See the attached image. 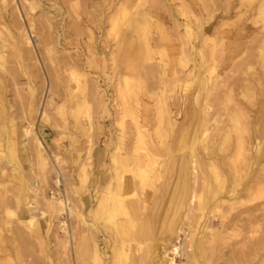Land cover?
Segmentation results:
<instances>
[{
	"label": "rangeland",
	"instance_id": "obj_1",
	"mask_svg": "<svg viewBox=\"0 0 264 264\" xmlns=\"http://www.w3.org/2000/svg\"><path fill=\"white\" fill-rule=\"evenodd\" d=\"M261 1L0 0V50L4 55L0 74L10 91L5 99L12 106L7 120L15 127L16 154L11 164L0 162V264H77L75 243L81 231L77 214L82 197L72 193L79 184L85 195L90 194L84 197L89 198L88 203L82 200L89 226L93 224L90 211L97 208L95 201L103 200L96 225L102 228L98 240L104 252L105 240L101 244L100 237L105 238V229L109 232L113 223L111 214L107 220L103 218L111 209L106 195L116 191L122 175L133 184L131 192L127 191L132 201H145L149 210L161 202L166 209L172 205L177 165L184 161L188 194L204 195L209 202L202 169L210 175V152L221 158L216 147L220 133L230 128L231 113L239 109L248 134L257 117L264 115V90L259 85L264 69L257 57L264 42V16L257 9ZM22 34L31 37L29 47L19 43ZM21 46L25 51H19ZM91 64L99 68L89 69ZM103 112L108 116H102ZM6 122L0 119L2 154H8L6 129L2 131ZM43 128L52 133L50 139L42 138ZM253 141L247 142L252 156ZM104 142L108 143L105 150ZM121 144L132 145L134 156L145 163L142 173L122 172L118 164L122 159H117L124 156ZM98 148L105 156L96 169ZM41 157L46 159L44 165ZM167 163H173L172 174L161 167ZM99 176L104 182L95 188L93 182ZM55 181L62 199H69L73 214L42 216ZM243 188L239 192L248 205L254 196L241 192ZM227 195L221 193L215 199ZM7 200L16 215L9 225L4 222ZM256 202L264 199L252 203ZM187 205L175 213L174 221L171 215L162 226L157 222L153 227L148 220L143 225L151 230L145 247L153 250L158 242L162 244L156 251L159 259L203 263L195 247L202 237L208 239L203 247L211 264H264V253L256 251L254 243L257 236L264 237V208L255 213L260 216L255 223L245 207L230 210L227 204L218 203L205 225L202 220L197 229L193 227L197 202ZM209 205L206 214L212 209ZM243 210L244 215L236 216ZM22 213L34 219L31 230L21 220ZM232 216L235 219L228 225ZM62 222H66V233ZM255 228L260 229L259 235L252 233ZM209 240L216 243L214 251ZM174 248H178L177 256ZM214 252L224 254L223 260ZM106 258L108 264L110 257ZM134 259L140 261L138 256ZM144 261L157 263L154 257Z\"/></svg>",
	"mask_w": 264,
	"mask_h": 264
},
{
	"label": "bare ground",
	"instance_id": "obj_2",
	"mask_svg": "<svg viewBox=\"0 0 264 264\" xmlns=\"http://www.w3.org/2000/svg\"><path fill=\"white\" fill-rule=\"evenodd\" d=\"M257 9H258L259 14L264 16V0H262L260 3H258ZM144 18H145V16H144ZM11 24L12 23H10V25ZM2 26H3V24H2ZM14 26L16 27V25H14ZM5 29L7 30V28H5ZM19 37H21V41H19V43L22 46H24V48L29 47L32 44V40H31L30 36L25 37V35L22 34ZM22 46L18 47L19 51L20 50L25 51ZM2 51L0 50V72L1 73H3V69H4V62L2 61V58L4 57V55H3ZM257 57H258V60L261 64L260 66H262V69H264V42H262L259 46ZM2 77L3 76L0 74V119L7 121L5 123L6 127L4 126L2 128V131L6 129V133H4V134L7 138L6 142L8 145L7 146L8 147L7 148L8 154H2V152H3L1 149V147H2V139L1 138L2 137H1V133H0V162L3 161L6 165H8V164H11L12 161H14L16 158V154L14 151V143H13V134H14V128L15 127H14L11 119L9 121L7 120L11 114L12 106H10V103L8 104V101L5 99L6 94L10 91L5 89ZM259 80L261 81L259 83V85L262 88V90H264V74H261L259 76ZM241 98L243 100H248V96L243 95V94L241 95ZM42 109H43V107H40V114L44 115V112L42 111ZM34 112H35L34 110H31L30 113L34 114ZM241 115H242V113L239 112V109L233 111L230 115V118H229L230 128H228V126H227V129H223V131L220 133L221 139L217 144L216 152H217V155L220 154L221 158L223 155V159H221V158L218 159V157L211 156L212 152H210L209 153V162H207V170L209 171L210 175L207 176L205 174L206 173L205 170L202 169V173L204 175V185H205L204 187L206 190L205 194L210 198L209 202L205 199L204 195L203 196L200 195V196L196 197L195 195L190 194L188 199H186L185 198L186 197L185 188L179 187V189H178V187H177L181 196L176 200L175 210L177 211L179 208L182 209L183 207L181 205H185L186 203H189V205H187V207H188L191 205V203L194 200H196V202H197V214L194 215L193 227H197V229L202 226V225H199L200 221L204 220L202 222H204V225H205V223L209 220V215H213V211H215L214 208L218 207V203L227 204V206L229 207L230 210L236 209L237 206L239 209H241L242 207H245L246 208L245 211H248L251 214H253L254 222L256 223L259 221L260 216H257L255 213H257L258 210H260V207L264 208V202H262V203L256 202L255 204L252 202H254V200L264 199V115H259V117H257L256 121L254 122L255 124L253 125L254 130H253V132H250L249 134H248V128H246L244 125H242L243 123L241 120H243V119H241ZM242 117H243V115H242ZM8 124H10V125L8 126ZM245 125H246V123H245ZM140 136L141 135H139V137ZM206 136H207V134L204 133L203 134V140L206 139ZM136 137H138V136H136ZM181 141L184 142V139ZM251 141L254 142V145H253V150H254L253 155L254 156H252L251 150H248V148H247L249 142H251ZM138 142H142V139H140ZM247 142H248V144H247ZM3 146H5V145H3ZM38 146H39V151L42 152L40 149V146H42L40 141L38 143ZM122 146L123 145L121 144L120 148H122ZM118 151H119V149H118ZM149 155H150V153H149ZM129 156L131 157V160L129 159L131 162V166H130L131 168L130 169L125 168V164H124L123 160L122 161L118 160V164L121 165V168H123L122 172L123 171L125 173L130 172V173H132V175L137 176L138 173L143 172L142 167L140 166L141 159L139 156L135 157L134 154L132 153V150L129 153ZM194 157L195 156H193V158ZM193 158H192V162L198 164L199 162L196 159L193 160ZM40 159H41V164L44 165L46 162V159L44 157H41ZM169 164L171 165V163H169ZM184 164H185V162L182 161L177 165V168H176L177 178L186 175V171H185L186 169L184 168ZM173 170L174 169H171L172 173H173ZM121 177H122L121 182L116 184V191L114 192L113 190H110V192H108V194L106 195L109 202L111 203V204H109V207H111V209H107L108 211H107L105 217L103 216V218H105V219H106V217L109 218V214H111V220L113 222L112 228L109 229L110 230L109 232L105 229L104 240H105V244H106V251L110 252V256H109L110 261L108 260L109 261L108 264H133V262L136 264H145L144 260L146 258H150V257H154V261H155V259L157 260L156 264H176L174 257L168 259V258H165V256H164V257H161L159 259L160 255L158 253H156V251H157V248H160V246H162L161 243L158 242L157 246L154 247L153 250L149 247L148 248L145 247L144 244H147L146 242L148 241V238L151 235V230L149 227L143 226V225L149 219L146 217H145L146 219L142 218L138 214L136 207H134V205H133L134 203H132L133 202L132 199H130V197H129V196H131V194H128V192H127V191L131 192L132 188H134L133 184L129 180V178H126L125 175L124 176L122 175ZM195 178L196 177H194L193 179H195ZM55 182H56L55 183L56 187L59 190V188H58L59 185H57L58 181H55ZM250 182H254L255 184L249 186L248 184ZM99 183H101V182H99ZM195 184H196V182H195ZM193 186L195 188H197L195 185H193ZM240 186H242V188H243V186H245V188L241 189V192H245L246 195H253L254 196V197L250 196V200L247 201L251 205H249V204L246 205L247 203H244L245 200H243V197L241 198V193L239 192ZM213 190L215 191L216 194H213ZM31 192L36 193V190L32 189ZM192 192L193 191L191 189L190 193H192ZM221 193H225V194L227 193L228 195L223 196L221 198V200H218L219 198L215 199L216 195H219ZM135 194H134V196H135ZM251 197H252V199H251ZM184 199H186V202H183ZM68 201H69L68 198H67V200L66 199L64 200V199H62V196H60L59 198L52 197L51 201L49 203H46L45 211H42V216L45 215V213L46 214H49V213L52 214L54 212L57 213V215H59V214H62V215L63 214H69V215L73 214L74 212L72 211V208L70 207ZM211 201H212V204L210 203ZM206 204L207 205L210 204L209 206L210 207L212 206L211 208L213 209V210L212 209L210 210L211 212L209 211V214H206V212H205V209L208 208L206 206ZM78 207H79V209H78L77 217L79 216L78 222H79V226H81V229L79 228L81 231L79 232L77 241L75 243V247H76L75 259L77 261V264H106L107 262L105 261V258H104L106 251L105 252L101 251L100 246H99L100 245L99 240H98V234L101 233V230L99 228H101V227H98L96 225V223H98L100 220V214L102 213L101 210L104 208L103 207V200L100 201L99 203H97L96 209H93L92 211H90L89 217L93 220V222L91 221L93 224H91L90 226L87 224L85 216H84L85 202H83L81 199H79ZM99 207L101 208V210L99 209ZM243 212H244V210L240 213H236V216L237 215L238 216L244 215L245 212L244 213ZM172 213H173L172 214L173 216H172L171 220L174 221V218H175L174 213L175 212H172ZM207 213H208V211H207ZM15 216H16L15 212L11 209V206H10V200L9 201L7 200V204H6L5 211H4V219H5L4 222H6L7 224L10 223L13 219H15ZM233 216L231 217V219H229L228 225L230 224L231 221H233V219H235V217L233 218ZM261 216H264V215H261ZM21 218H22L21 220H24L25 226L29 230H31L33 227V220L34 219L31 216L26 217L25 214H23V213H22ZM261 220L264 221V219H261ZM13 222L14 221H12V223ZM236 222L234 221L233 223H236ZM248 222H251V221H248ZM251 223H250V226L252 225ZM7 224H5V225H7ZM12 225H14V224H12ZM198 225H199V227H198ZM204 225H203V229L206 230L207 227H205ZM61 226L65 228V229H63V231L65 232V230H67L66 222H62ZM258 226H259V223L257 224V227ZM5 227H7V226H5ZM84 227H87V229H85ZM253 228H254V225H253ZM261 228H264V227H261ZM234 231H235V228H234ZM244 231H245V229H244ZM259 232H260V229H257V228L252 230V233H254V234H257ZM262 232H264V231L261 230V233ZM236 233L234 232L232 234L230 232V235L232 234L233 236H236L237 235ZM244 233H246V232H244ZM257 235H259V234H257ZM262 235H264V234H262ZM233 236H232V238H233ZM234 238H236V237H234ZM247 239H248V237H247ZM252 239H255V238H252ZM207 240L202 239V237H199L197 239L195 247H196L197 251H199L200 260H203V263L195 260L196 261L195 264H211V262L209 261L210 259L207 258L209 255L206 256L207 251L203 247V246H205V245H203V241H205V243H206V242H208ZM210 240L212 241V238ZM211 241H210V243H211ZM246 241H248V240H246ZM254 241H255L254 243L256 245L255 246L256 251H258V252L262 251L261 253H264V237H261L259 235V237L257 236V238ZM210 243H208V245ZM254 243H253V245H254ZM211 244H213L212 250L214 251V249L216 248V246H215L216 243H211ZM248 245H250V244H248ZM144 248H145V251H144ZM247 249H248V247H247ZM210 250H211V248H210ZM235 252H236V250H235ZM173 254H174V256H177L179 254L178 248L173 249ZM214 254H216L218 260H223V258L225 256L224 254L217 253V252H214ZM137 256L140 258L139 262H137V260L134 259V257H137ZM210 256H211V254H210ZM226 256H229V254ZM159 260H160V263H158ZM189 260H191V259H188V263H184V264H191L189 262Z\"/></svg>",
	"mask_w": 264,
	"mask_h": 264
},
{
	"label": "crops",
	"instance_id": "obj_3",
	"mask_svg": "<svg viewBox=\"0 0 264 264\" xmlns=\"http://www.w3.org/2000/svg\"><path fill=\"white\" fill-rule=\"evenodd\" d=\"M89 69H98L99 68V66L98 65H90L89 67H88ZM101 111H102V109H101ZM102 116H108L107 114H105V112H103V114H102ZM141 127L143 126V125H140ZM104 144V150L105 149H107V146H108V143L107 142H104L103 143ZM131 150H132V145L130 146V147H123L122 146V152L124 153V156L122 157V156H120V158H117V159H122L123 161H124V164H125V168H127V169H129L130 168V166H131V162H129L130 160H129V153L131 152ZM103 150L102 149H100V148H98V149H96V151H95V154H94V164H97L96 165V169H97V166H98V164H99V162L104 158V156H105V154H103ZM145 158H146V156H145ZM129 163V164H128ZM121 166V165H120ZM119 166V167H120ZM140 166L142 167V168H144L145 167V163L142 161V159H141V162H140ZM162 167V169L164 168V170H166V171H168L170 174H172L171 173V169H174L173 168V163H171V165L170 166H168V163L167 164H163V166H161ZM172 167V168H171ZM177 178V177H176ZM98 182V183H97ZM99 182H102L101 184H103V182H104V177H102V176H99V178L98 177H95V179H94V182H93V184H94V187L96 188V187H100V183ZM187 178H186V176H182V177H179V178H177V183L175 184V186H174V189H173V192H172V197H170L171 199V204L172 205H170L169 207H166V209H165V207L162 205V203L160 202V203H158L157 205H155L151 210H149L148 209V207H147V205L145 204V201L143 202H140V204H138V202H135V201H133L132 203H134L133 205H134V207H136V210H137V212H138V214L142 217V218H148L149 220V222L151 223V225L154 227V226H156V223L158 222H160L157 226H162V224H165V223H167L169 220H170V218H171V215L173 214L172 212H175V213H177V211H179V210H181V208H179L177 211L175 210V203H176V200L181 196L180 195V192L178 191V189H179V187H184L185 188V192H186V199H188V197L190 196L188 193H189V191H187ZM98 184V185H97ZM177 187H178V189H177ZM176 188V189H175ZM74 189H75V187H74ZM77 189H78V191H76V193H72V195H74V196H77L78 197V194L82 197V200L83 201H85V202H87L88 203V199H86V198H84V197H86V196H88V195H90V194H88V195H85L84 194V186L82 185V184H79V186L77 187ZM96 190H98V189H96ZM88 191H91V190H88ZM79 192V193H78ZM95 196L96 197H101V194H99V195H97V192L95 193ZM95 196H93V199L95 198ZM186 199H184V201L183 202H186ZM96 204H97V202L95 201V208H96ZM185 204V203H184ZM186 205V204H185ZM180 206V205H179ZM181 206H184V205H181ZM143 211H145L144 213V215L142 214L143 213ZM174 213V214H175ZM165 214V215H164ZM143 215V216H142ZM140 217V218H141ZM145 218V219H146ZM102 229V228H101ZM100 240H101V244L102 243H104V242H102L103 240H104V237H100ZM107 255V256H106ZM110 256V252H107V253H105V255H104V258H105V261H106V257H109Z\"/></svg>",
	"mask_w": 264,
	"mask_h": 264
},
{
	"label": "water",
	"instance_id": "obj_4",
	"mask_svg": "<svg viewBox=\"0 0 264 264\" xmlns=\"http://www.w3.org/2000/svg\"><path fill=\"white\" fill-rule=\"evenodd\" d=\"M41 136L43 139L47 140V139H50L52 137V133L50 131H48L47 129L43 128L41 130Z\"/></svg>",
	"mask_w": 264,
	"mask_h": 264
},
{
	"label": "built area",
	"instance_id": "obj_5",
	"mask_svg": "<svg viewBox=\"0 0 264 264\" xmlns=\"http://www.w3.org/2000/svg\"><path fill=\"white\" fill-rule=\"evenodd\" d=\"M50 195H51V198L52 197L59 198L60 196H62L60 190H58L57 187H55L52 191H50Z\"/></svg>",
	"mask_w": 264,
	"mask_h": 264
}]
</instances>
